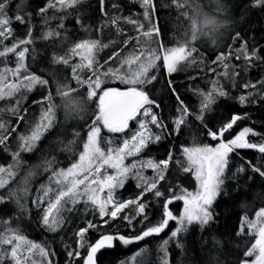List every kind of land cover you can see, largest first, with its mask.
<instances>
[{
	"label": "trees",
	"instance_id": "1",
	"mask_svg": "<svg viewBox=\"0 0 264 264\" xmlns=\"http://www.w3.org/2000/svg\"><path fill=\"white\" fill-rule=\"evenodd\" d=\"M224 6V10L218 11L217 7L212 8V12L219 17V21L226 22L224 26L217 29L213 38L208 40L200 37L196 44L189 45L196 51L192 57L183 63V69L173 73L170 77L162 70V60L158 61L159 67L151 72V75L157 76L158 80L146 84L143 88L150 98L155 99L160 108L153 107V112L159 115L165 124L168 125L167 131L156 128L155 125L149 123V129L155 135H161L159 142L153 143L142 152L139 156L142 158L152 159L158 162L161 159L168 158L169 150L172 151L173 157L169 162L168 171L165 179L158 185L159 190L164 193L162 199H166L171 195L168 190L176 189L181 186L188 191H194L196 181L191 172H183L180 165L179 148L194 147L203 144H213V141L207 140L206 131L201 123L195 121L194 118L188 117L187 124L183 130L177 135L171 131L172 120L176 115L177 101L175 96L167 88V81L172 80L176 93L181 97L189 109L195 110L199 101L197 91L207 92L212 85L213 80H218L220 85L228 92L227 97H219L216 103L205 114V123L209 127L219 128L223 123L230 120L233 114L246 116L241 126H248L259 134L252 141L259 142L261 136H264V99L258 95H253L245 101L244 105L239 103V97L248 96L250 91H262L260 86L256 90L246 89L244 85L256 84L260 80H264V8L253 7L254 0H219ZM56 3V0H11L9 16L13 19L17 14L25 18V23L13 22L10 26L14 32V38L10 37L4 41V44L11 46L18 40L26 39L28 36V27L33 30L29 53L26 55L25 63L28 65L27 74H34L42 79L48 80V85H35L31 90L23 88L11 97H0V124L4 127L0 128V138L7 137L3 144H0V166H7L13 157V153L19 152L20 167L14 168L16 176L9 181V184L0 189V195L7 196L9 191L20 186L23 175L27 174L33 166L40 163L43 159H55L58 163L55 165L57 169L67 168L73 162V154L78 156L82 150L84 139L87 136L88 126L95 119L98 112L97 97L94 101H89L87 113L83 119L65 121V114L60 109L57 111V120L59 124L54 131L46 134L37 148L31 153L20 151L16 138L19 134H27L28 129L36 121V117L41 107H45L47 101L43 104L38 103L44 100V97L52 95L56 104L60 97L54 89L53 76L61 83H68L72 88L78 90L80 98H84V89L77 85L72 77V68L70 65L53 64V54L68 56L69 50L77 43L87 39H96L102 45L98 54V65L104 67H112L116 69L121 65L128 54L139 53L143 49H151L156 51L159 45L165 48L177 47V42L181 37H185L189 31L190 22L181 16V10L172 3V0H153L155 11L152 15L151 22L146 20L143 15V8L140 0H105L107 14L106 16L100 11L99 0H81L79 5L74 8L57 11V9H49L45 16L39 15V9L45 7L48 3ZM20 6L17 11V6ZM210 12V11H209ZM64 17V28L58 29L60 17ZM53 17H55L53 19ZM82 21L77 23V19ZM113 18L119 23L115 26L111 24ZM127 18V19H125ZM48 23L45 25L44 20ZM128 20H136L137 25L128 23ZM143 24L144 31H148L153 24L158 25L160 29L159 35H154L147 40L140 42L142 33L137 31V26ZM49 29L60 31V37L43 38V33ZM240 33L241 39L233 41L232 37ZM66 37V39H65ZM140 39L135 42V39ZM142 38V39H141ZM128 44L125 45L124 41ZM246 41L249 48L255 46L259 52L261 59L253 60L251 67L244 60L243 55L237 61L235 59L236 50L240 48L241 42ZM160 42V44H159ZM232 45V56L226 61L233 63L237 72V77L232 83L223 82V78L218 76L219 69L217 64L213 65L216 56L223 51L228 54V46ZM34 49V51H33ZM3 47L0 46V51ZM119 53V58L109 61V57L113 53ZM146 54V52L144 53ZM159 55L161 53H158ZM105 61L108 64L105 65ZM16 55L10 53L7 57H0V69L4 66L10 67L16 63ZM235 62V63H234ZM215 68V72L210 71ZM82 79L86 80L91 75L90 70H83L79 73ZM117 88H125L124 84H114ZM15 109V112L12 110ZM23 117L17 123L20 117ZM30 116V117H29ZM150 121V117L147 118ZM136 121L129 122L130 130L125 134H110L103 128L101 131V147L105 149L110 146L118 145L122 138L129 136L135 131ZM240 126V125H239ZM12 129H16L12 132ZM137 129V128H136ZM73 131L81 133V138H77L76 144L72 145L71 151L65 150L69 141L73 140ZM111 141V143H109ZM247 161L252 164L264 165V158L253 150H238L230 157V168L227 171V178L224 185V191L217 197L212 206L213 219L209 224L201 227L194 223L188 226L186 232H181L177 237H171V233L178 227L176 221H170L168 227L158 235H153L137 241L128 246H124L116 242L113 249L103 250L99 254V264H119L123 260L133 255L140 249H147L144 255L147 258L144 264H239L244 259L243 253L251 247L254 242V236L246 232L242 236H237L236 232L240 226L241 217L250 218L255 211L247 208L245 204H251L260 196V207H264V177L258 173H254L247 165ZM244 168V171L237 172L238 169ZM51 172H46L43 168L36 170V177H33L29 186L28 195L24 203L28 211H21L17 208L15 201L12 200L6 205L7 215L0 216V220L13 217L10 227L19 229L21 235H25L29 240L46 244L48 249L55 253L51 257L53 264H67L68 256L65 249L72 250L76 246L75 232L80 227H85L87 221L91 220L96 224H102V220L97 213L89 208L85 210L83 203L77 206V209L70 214L69 223L62 230L57 232H49L42 227L40 218L42 209H37L32 205V200L42 192L38 193L41 185L49 183ZM140 193V189L136 187L133 179H128L123 188L117 190V198L123 200H133ZM169 198V197H168ZM47 199V197H45ZM161 200L154 199L152 194H146L143 202L148 204V215L153 220L158 214V207ZM183 202L174 200L170 205V210L174 215L179 216L183 209ZM135 206H130L121 213L115 221H109L110 226L99 228L98 231H92L90 239L94 242L98 238L99 232L119 233L125 236L139 235L143 230L141 219L143 217H135ZM133 216V224L129 225L125 221L124 216ZM156 219L152 221L155 224ZM4 231V226L0 224V232ZM220 241L219 244L214 242ZM168 244L164 250L161 249L164 241ZM179 245V246H178ZM10 246H0V254L9 253ZM81 254L86 255L87 249H81ZM81 259L73 260V264H82ZM0 264H13L10 255L4 256L0 260Z\"/></svg>",
	"mask_w": 264,
	"mask_h": 264
},
{
	"label": "snow or ice",
	"instance_id": "2",
	"mask_svg": "<svg viewBox=\"0 0 264 264\" xmlns=\"http://www.w3.org/2000/svg\"><path fill=\"white\" fill-rule=\"evenodd\" d=\"M81 0H56V3H48L45 7L39 9V15L45 16L49 9H57V11H64L65 9L74 8L79 5ZM141 7L143 8V15L146 20L151 22L152 15L155 11L153 0H140ZM172 3L181 10V16L185 17L189 22L190 39L185 40L177 47L165 48L163 45L156 51L151 49L140 50L139 54H134L121 61L120 68H108L107 71H101L103 66L98 65L96 61V52L102 45L99 40L87 39L77 42L70 50L67 58L65 56L53 54V64L70 65L72 68L71 79L75 80L77 85H87V95L80 98L78 90L72 88L68 83H61L55 79L56 73H51L53 76V83L56 84V92L61 99V104L57 105L53 102L51 94L44 97V100L38 102L43 104L47 101V108L41 110L38 123L32 128L30 135H21V151L26 153L33 152L37 148L39 142L46 136V134L54 131L59 124L57 120V109L62 107L65 113V121L74 120L77 118L83 119L88 110L89 101H94L98 97V112L95 114V119L92 120L91 125L88 126L87 136L84 139L82 150L78 156L73 154V160L69 167L57 169L55 165L58 161L53 157L52 159H43L23 177L20 186L16 189L9 191L7 196L0 195V216L7 215L6 205L12 200L18 209L21 211H28L26 200L28 195L29 186L32 178L36 175V170L43 168L46 172L50 171L52 174L49 177V184L53 182L55 188L46 187L41 185L38 193L42 192L43 196L38 195L32 200V205L37 209H42L40 223L42 227L49 232H57L62 230L69 223V216L73 213L77 206L81 203L84 204L85 210L89 208L93 213H98L102 220V224H96L91 220L87 221L85 227H80L75 232L76 246L67 252V264H73V260L81 259L83 264H99V254L103 250L113 249L116 242L124 246H128L137 241H141L146 237L158 235L168 227L170 221H176L178 227L171 233V237L175 238L181 232H186L189 225L194 223L199 224L201 227L209 224L213 219L212 206L217 197L224 191V185L227 178V171L230 168L231 154L238 150H254L258 152L261 158H264V136H261L259 142H252L250 136H257L252 128L244 127L237 132L231 139L226 138V134L230 135L234 126L238 121L245 119L239 114H233L227 122L223 123L219 128L209 127L205 123V113L216 103L219 97H227L228 92L220 85L218 80H213V87L207 92L197 91V95L201 97L199 114L196 115V120L199 121L206 129L207 136L211 140L216 141L215 146L209 144L197 145L194 147H183L182 153L187 161V167L184 171H192L197 181V191L188 192L186 189H181L180 194L177 195L174 189H169L171 194L169 198L163 199L162 203V217L155 224L151 222L148 215V204L143 202L146 194H154V199L159 201L164 197V193L159 190L158 185L165 179V172L168 169L169 162L173 157L171 150L168 152L167 159H161L158 162L149 159L147 162L141 161L139 168L136 162L131 165H126L125 160L128 157H135L144 152L153 143L159 142L162 139L161 135L151 133L149 123L155 125L156 128L162 131L168 130V125L164 123L163 119L153 112V107L160 108L161 105L155 99L150 98V95L143 90L146 84L157 81L158 77L151 75V72L159 67L158 61L162 60V70L169 77L179 71L182 62L189 60L195 48L189 47L191 42H195L198 37L202 35H212L213 43H216L214 34L217 29L224 26V23L214 17L205 14L200 6L194 0H172ZM11 0H0V46L3 50L0 51V57H7L10 53L16 55L15 68L5 67L0 69V97H11L21 88L31 90L35 85H48L49 81L42 79L37 75H22L23 72L28 71V65L25 63L26 55L29 53V48L26 45L34 43L32 40L33 30L28 27V36L26 39L18 40L11 46L4 44V41L10 37L14 38V32L10 26L13 22L24 24L25 18L17 14L13 19L9 16ZM100 11L106 16L107 10L105 0H99ZM217 10H224V6L217 0ZM253 7L264 8V0H254ZM20 6H17L19 11ZM55 17H53L54 19ZM127 19V18H125ZM45 25L48 20H44ZM77 23L81 24L82 21L78 18ZM119 21L113 18L111 24L117 25ZM128 23L137 25L136 20H128ZM58 29L64 28V17H60ZM144 25L137 26V31L141 32L143 37H153L160 34L158 25L153 24L148 31H144ZM188 33H186V37ZM60 37V31L49 29L43 33V38ZM66 39V37H65ZM233 41L240 40L239 32L232 37ZM139 42V40H138ZM124 44L127 45L128 41L125 40ZM228 54L223 51L216 56L212 62L213 65L221 64L225 71L217 73L218 76H229V64L226 63L232 56V45L228 46ZM34 51V49H33ZM147 52V56H145ZM163 52L161 57L158 53ZM259 50L253 46L249 48L246 41H242L240 48L236 50L235 59L239 61L241 54L248 66L251 67L252 61L259 60L261 57L258 54ZM119 53H113L109 57V61L114 58H119ZM73 56L80 59V63L72 64ZM108 61H105V65ZM124 65H127L125 70ZM84 69H88L91 75L85 81L81 78L79 73ZM210 71L215 72V68H210ZM11 75L12 80L7 79ZM112 77L119 80L125 85L124 89L117 87L107 86L102 87L104 80ZM237 72L233 66L231 78L235 80ZM264 89V80L258 81L256 84H245L246 89L256 90L257 86ZM167 88L175 96L177 101L176 115L172 120L171 131L177 135L183 130L187 124V118L192 116L188 106L184 103L181 97L176 93L175 87L171 79L167 81ZM253 95H258L264 99V92L250 91L248 96H240L239 103L245 104V101ZM15 112V109L12 110ZM141 114L144 119H141ZM150 117V121L147 119ZM21 116L17 123L22 120ZM139 121L137 130L132 134L130 139H124L118 147H109L105 151L101 147V128L107 129L109 133H122L127 135L125 130H130L129 122ZM4 125L0 124V128ZM16 129H12L14 132ZM73 140L69 141L65 150L71 151L72 145L76 144L77 138L83 139L81 133L73 131ZM7 137L0 138V144H3ZM111 143V141H109ZM20 153H13V164L7 168L0 166V189H4L9 181L16 176L14 168L20 165ZM254 173H258L264 177V165L252 164L251 161L246 162ZM151 168L154 175L147 177L142 174V169ZM111 169V173H109ZM244 171L240 168L237 172ZM135 172L133 179L137 181L136 187L140 189V193L133 200H119L117 198V189L123 188L125 181L129 175ZM47 197V199H45ZM174 200L183 202V209L179 216L174 215L170 210ZM130 206H135V217H143L141 225L144 226L139 235L125 236L118 232L104 233L99 232L98 238L94 242L90 239L92 231H98L99 228L110 226L109 221H115L116 218L123 213ZM133 216H124L125 221L129 225L133 224ZM255 220H249L246 216L241 217L240 226L236 235L242 236L247 226V232L255 235V242L251 247L243 253L244 259L239 261V264H264V207L259 208L255 213ZM13 217L0 220V224L4 226V231L0 232V246H10L9 253L0 254V260L4 256L10 255L14 264H36L32 259L37 253L40 258V264H53L51 259L55 255L50 251L46 244H38L29 240L25 235L20 234L19 229L10 227ZM216 244L220 241L215 240ZM168 241H164L161 249L164 250ZM179 246V245H178ZM87 249V255L81 254V249ZM26 250V252H25ZM141 249V253L145 252ZM254 257V259H249ZM126 264V262H121ZM164 264H167L165 260Z\"/></svg>",
	"mask_w": 264,
	"mask_h": 264
},
{
	"label": "rangeland",
	"instance_id": "3",
	"mask_svg": "<svg viewBox=\"0 0 264 264\" xmlns=\"http://www.w3.org/2000/svg\"><path fill=\"white\" fill-rule=\"evenodd\" d=\"M194 2L196 3V4H198L199 6H200V8L202 9V11L205 13V14H207L208 16H210V17H214L215 19H217V20H219V17L218 16H216L215 15V13H213L212 12V8H216V7H218V5H217V0H194ZM219 3H220V1H219ZM210 11V12H209ZM188 33V36L186 37H181L180 39H179V41L177 42V45H180L181 43H184L185 42V40H186V38L187 39H190V29H189V31L187 32ZM217 34V30H216V32H215V34H214V36ZM184 35H186V34H183L182 36H184ZM201 37V36H200ZM200 37H198V39L195 41V42H191L189 45H193V44H196L198 41H199V39H200ZM202 37H204V39H206V40H208V39H210V38H213V36L212 35H202ZM142 38H145V39H142ZM142 40L140 41V39H138V38H136L135 39V41H134V43L135 42H138V40L140 41V42H143V41H145V40H147L146 38H149V37H143L142 36ZM159 44H160V42H159ZM159 46H161V44L159 45ZM160 48V47H159ZM101 50L100 49H98L97 50V52H96V61L98 62V54H99V52H100ZM161 54H160V56L162 57L163 56V52H160ZM70 53H68V55H69ZM135 53H130V54H128V56H126L125 58H124V60L126 59V58H128L129 56H131V55H134ZM136 54H139V53H136ZM147 52H146V54H145V56H147ZM242 55V54H241ZM67 58V57H66ZM81 61H80V59H79V57H77V56H73L72 57V60H71V63L72 64H75V63H80ZM183 63L184 62H182V64H181V66H180V68H179V71L181 70V69H183ZM227 63V62H226ZM235 63V62H234ZM232 64L233 63H231V62H229V69H228V71H229V76L228 77H224V76H222V75H220L222 78H223V82H231L232 83V78H231V72H232V70H233V66H232ZM15 66H16V63L14 64V65H12V66H10V67H8V68H15ZM5 67H7V66H4L3 68H5ZM121 67V65L119 66V67H117V68H120ZM2 68V69H3ZM108 68H112V67H104V69L103 70H101V71H107V69ZM124 68H125V70H127V65H124ZM217 69H219V73H223L224 71H225V69H224V67L221 65V64H217V67H216ZM235 68V67H234ZM84 70H87V69H84ZM22 75H30V74H27L26 72H23L22 71ZM7 79L9 80V81H11L12 80V77H11V75L9 74L8 75V77H7ZM88 79V78H87ZM86 79V80H87ZM85 80V81H86ZM117 83H121L119 80H116V79H114V78H112V77H109L108 79H106V80H104V82H103V84H102V87L106 84L107 86H111V87H116L114 84H117ZM122 84V83H121ZM233 84V83H232ZM213 85V84H212ZM83 87V89H84V94H85V97H86V95H87V92H86V88H87V85L85 84V85H83L82 86ZM213 86H210V88H209V90L212 88ZM21 89H23V88H21ZM54 89L56 90V85H55V87H54ZM124 89V88H123ZM208 90V91H209ZM207 91V92H208ZM206 92V93H207ZM7 97V96H6ZM8 98V97H7ZM54 102V101H53ZM97 102H98V97H97ZM200 103H201V97L199 96V101H198V103H197V107L195 106V110H191V109H189V111L192 113V116H190V117H192V118H194V120L195 121H197L196 120V115H198L199 114V109H200ZM57 105H60L61 104V100H59V102H57L56 103ZM47 106H48V104L46 103V105H45V107L43 106V107H41L40 108V110H39V113H38V115H37V117H36V121L31 125V127L28 129V132H27V134H25V136H27V135H30V133H31V130H32V128L36 125V123H38V121H39V117H40V115H41V110L42 109H45L46 110V108H47ZM60 109L63 111V113H64V109L62 108V107H60V108H58L57 109V111H60ZM65 114V113H64ZM206 114V113H205ZM242 116V115H241ZM30 117V116H29ZM242 117H246L245 115L244 116H242ZM141 119H144V117H143V115L141 114ZM243 120H246V118L245 119H242L241 121H238L237 122V125H235L234 126V129L231 131V134L230 135H227L226 134V138L227 139H231L232 138V136H234L237 132H239L242 128H244V127H248V126H241V123L240 122H243ZM138 123H139V121H136V128L138 127ZM198 123H199V121H198ZM240 125V126H239ZM100 126H102L103 127V125L101 124ZM201 126L204 128V130L206 131V133H205V136H206V139L207 140H211V138L210 137H208L207 136V129L201 124ZM135 128V131L137 130ZM103 130V128H101V131ZM107 130V129H106ZM125 131H127V130H125ZM134 131V132H135ZM254 131V130H253ZM133 132V133H134ZM255 133H257L256 131H254ZM133 133H131L129 136H127V137H124V138H122L121 139V141H120V143L118 144V145H116V146H114V145H112V146H110V147H113V148H115V147H118L122 142H123V140L124 139H130V137L132 136V134ZM110 134H112V133H110ZM115 134H117V133H115ZM120 134H122V133H120ZM21 135H24V134H19L18 136H17V138H16V141H17V143L19 144V149H20V151H21V148H20V145H21V141H20V139H19V137L21 136ZM113 135V134H112ZM258 136V135H257ZM257 136H250L249 138H250V140L252 141V138H256ZM211 141H213V140H211ZM252 142H254V141H252ZM215 143H216V141H213V144L211 145V146H215ZM210 145V144H209ZM105 151H107V148L105 149V147L103 148ZM243 150V149H242ZM178 151H179V155L178 156H180L179 157V159H180V165H181V169H182V171L183 172H186V171H184V168L185 167H187V161H186V159H185V157H184V155H183V153H182V148H179L178 149ZM254 151V150H253ZM254 152H256V151H254ZM257 154H259L258 152H256ZM140 155V154H139ZM135 156V157H128L126 160H125V164L126 165H131L133 162H136L137 163V166H138V168H139V163L141 162V161H143V162H147L149 159L148 158H142V157H140V156ZM152 160V159H151ZM14 163V161H13V159H12V161L7 165V166H3V167H5V168H7L10 164H13ZM19 167H20V165H19ZM111 169H109V173H111ZM167 171H168V169L166 170V172H165V175H166V173H167ZM187 172H189V171H187ZM192 174H193V172L192 171H190ZM142 174L144 175V176H147V177H152L153 175H154V173H153V170L151 169V168H144V169H142ZM26 174H24L23 175V177L25 176ZM135 175V172H133L131 175H129V177H128V179H133V176ZM194 175V174H193ZM34 177H36V175L34 176ZM194 178H195V176H194ZM127 179V180H128ZM126 180V181H127ZM134 181H135V183H137V181L135 180V179H133ZM125 181V182H126ZM195 181H196V179H195ZM45 186L46 187H51V188H55V184H54V182L50 185L49 183H47V184H45ZM197 187H198V185H197V181H196V188H195V190L194 191H188V192H196L197 191ZM119 189H121V188H119ZM119 189H117V190H119ZM181 189H184L183 187H181V186H179V187H177L176 189H174V191L176 192V194L177 195H179L180 194V190ZM153 196H154V194H152ZM41 196H43V193H41ZM170 196V195H169ZM168 196V197H169ZM167 197V198H168ZM166 198V199H167ZM165 199V198H164ZM257 200L258 201H254V202H252L251 204H245V206L247 207V208H250V209H253V211H255L254 213H253V215L250 217V218H248L249 220H255L256 219V217H255V213H256V211H258L259 210V208H261L260 207V203H259V201H260V196L258 195V197H257ZM160 205H159V207H158V214H157V216L154 218V219H156V222L158 221V220H160L161 219V217H162V203H163V199H161V201L160 202H158ZM98 214V213H97ZM134 215H135V213H133ZM118 218V217H117ZM153 219V220H154ZM153 220H151V222L153 221ZM155 222V223H156ZM170 223V222H169ZM245 232L246 233H248L247 232V226H245ZM249 234V233H248ZM250 235H252V234H250ZM254 236V242H255V235H253ZM253 242V243H254ZM141 250V249H140ZM140 250H138L137 252H135L133 255H131L130 257H128L126 260H123V262H126V264H144L145 263V261H146V259L147 258H144V255L148 252V250L146 249V251L145 252H143V253H141V255H139V256H137L136 254L137 253H140ZM25 252H26V250H25ZM87 255V254H86ZM32 259L33 260H35L36 261V264H40V258H39V255H38V253L35 255V256H33L32 257ZM249 259H254V257H250ZM13 264H14V262H13ZM82 264H83V262H82ZM119 264H121V262L119 263Z\"/></svg>",
	"mask_w": 264,
	"mask_h": 264
},
{
	"label": "flooded vegetation",
	"instance_id": "4",
	"mask_svg": "<svg viewBox=\"0 0 264 264\" xmlns=\"http://www.w3.org/2000/svg\"><path fill=\"white\" fill-rule=\"evenodd\" d=\"M232 155V154H231ZM190 172V171H189ZM193 175V174H192ZM193 177H194V175H193Z\"/></svg>",
	"mask_w": 264,
	"mask_h": 264
}]
</instances>
